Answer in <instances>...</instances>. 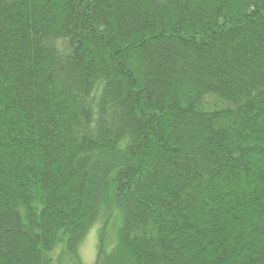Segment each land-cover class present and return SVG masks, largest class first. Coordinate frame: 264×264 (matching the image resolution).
<instances>
[{
	"label": "trees",
	"instance_id": "obj_1",
	"mask_svg": "<svg viewBox=\"0 0 264 264\" xmlns=\"http://www.w3.org/2000/svg\"><path fill=\"white\" fill-rule=\"evenodd\" d=\"M264 264V0H0V264Z\"/></svg>",
	"mask_w": 264,
	"mask_h": 264
},
{
	"label": "rangeland",
	"instance_id": "obj_2",
	"mask_svg": "<svg viewBox=\"0 0 264 264\" xmlns=\"http://www.w3.org/2000/svg\"><path fill=\"white\" fill-rule=\"evenodd\" d=\"M92 231L81 245V256L85 263L92 264L96 258V235Z\"/></svg>",
	"mask_w": 264,
	"mask_h": 264
}]
</instances>
